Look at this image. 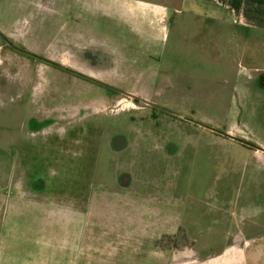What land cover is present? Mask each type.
I'll return each mask as SVG.
<instances>
[{
    "label": "rangeland",
    "instance_id": "obj_1",
    "mask_svg": "<svg viewBox=\"0 0 264 264\" xmlns=\"http://www.w3.org/2000/svg\"><path fill=\"white\" fill-rule=\"evenodd\" d=\"M120 16L106 0H0V35L68 69L17 51L1 69L13 184L0 189V264L38 250L26 238L62 256L84 236L93 264H166L218 241L230 249L218 264H264V152L185 120L264 148V48L245 62L252 87L221 86L196 33L153 44Z\"/></svg>",
    "mask_w": 264,
    "mask_h": 264
},
{
    "label": "crops",
    "instance_id": "obj_2",
    "mask_svg": "<svg viewBox=\"0 0 264 264\" xmlns=\"http://www.w3.org/2000/svg\"><path fill=\"white\" fill-rule=\"evenodd\" d=\"M106 1L117 6V12L121 15L122 22L120 24L123 30L130 26L135 30L136 34L142 37H149V41L153 44L157 32L162 30L165 33L176 32L183 36H187L190 32L196 33L199 50L204 52L207 59L202 63L203 65L204 63L210 64L214 70L218 69L219 80L216 79V81L219 85H235L237 81L241 80L240 84L251 85L252 87V70L256 66H247L245 62L248 59L253 60L255 58L256 46L264 48V0ZM21 34H15V31H12L11 34L3 35V37L0 35V79H5V82H2L3 85H7L10 78H5L1 74V69H8L7 64L10 58L16 54L15 50L7 43V40L29 50L21 42L22 39H19ZM262 51L264 52V50ZM29 52L42 56V54L34 50ZM263 52H261V57L264 59ZM252 53L253 55H251ZM50 60L60 62L57 59ZM61 62L67 66L66 61ZM223 71L226 74L224 79ZM4 137L5 143L2 146L0 145L1 153H4V157L0 160V189L11 187L13 184V162H8V157H10L8 146L10 142L6 131ZM37 207L41 206L37 205ZM101 239L102 244H110V240L114 238L110 234L107 239L104 237H101ZM116 239L120 240L119 238ZM94 242L93 237L75 238L68 243L72 253L69 255L68 252H65L62 256H58L56 253H52L50 248L41 249V246L48 245L47 242L41 243L31 238H26L23 245L39 246V248L38 250L28 249L27 255L22 256L20 264H93L87 258L86 252L82 254L79 252L78 246H93ZM117 244L120 245L119 242ZM198 244L202 243L198 242ZM61 245L64 248L66 244ZM220 245V241H218L212 245L209 243H203L201 247L197 245L198 248L186 253L173 251L172 255L167 254L166 264H218V261L222 259L221 257L227 255L230 250L229 247L221 249ZM64 250L66 251V249ZM213 252H215V255H213ZM205 253H208L209 256ZM118 254H120V248H118ZM119 258L120 256H118ZM2 259L0 257V260ZM154 259L158 260L159 258ZM10 260L9 264H19L20 258L14 256Z\"/></svg>",
    "mask_w": 264,
    "mask_h": 264
},
{
    "label": "flooded vegetation",
    "instance_id": "obj_3",
    "mask_svg": "<svg viewBox=\"0 0 264 264\" xmlns=\"http://www.w3.org/2000/svg\"><path fill=\"white\" fill-rule=\"evenodd\" d=\"M7 43L15 50V51H18V52H20L21 54H25V55H27V56H29V57H32L33 59H35V60H37L38 62H40V63H42V64H45V65H48V66H50V67H54V68H59V69H61V70H66V71H68V69H67V66H65V64L64 63H62V62H56V61H53V60H50V59H45V58H43L42 56H40V55H37V54H34V53H31V52H29V51H27L26 49H24L23 47H20V46H17L16 44H14L13 42H11L10 40H7ZM70 72H72V73H74V74H76V75H78V76H83V75H81V74H79V73H77V72H75V71H71V70H69ZM83 77H85V76H83ZM86 79H89V78H87V77H85ZM257 79H260V80H263L264 79V72L262 71L261 73L260 72H258V75H257V77H256V80ZM91 80V79H90ZM101 84V83H100ZM136 100V99H135ZM145 102V101H144ZM145 104H148L147 102L145 103ZM186 120V119H185ZM187 121V120H186ZM189 122V121H188Z\"/></svg>",
    "mask_w": 264,
    "mask_h": 264
},
{
    "label": "water",
    "instance_id": "obj_4",
    "mask_svg": "<svg viewBox=\"0 0 264 264\" xmlns=\"http://www.w3.org/2000/svg\"><path fill=\"white\" fill-rule=\"evenodd\" d=\"M186 120L189 121V122H191V123H193V124H196V125H198V126H201V127L205 128V129H207V130H210L211 132H214V133H216V134H219V135H221V136H224V137H226V138H229V139H231V140H233V141H236V142H238V143H240V144H242V145H244V146H247V147H250V148H254V149H257V150H259V151L264 152V148H263V147H260V146H258V145H255V144H253V143H251V142H249V141H247V140H244V139H241V138L235 137V136H233V135H231V134H229V133H227V132H224V131L218 130V129L212 127V126H209V125H207V124H204V123H201V122L195 121V120L190 119V118H186Z\"/></svg>",
    "mask_w": 264,
    "mask_h": 264
}]
</instances>
